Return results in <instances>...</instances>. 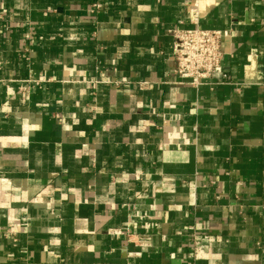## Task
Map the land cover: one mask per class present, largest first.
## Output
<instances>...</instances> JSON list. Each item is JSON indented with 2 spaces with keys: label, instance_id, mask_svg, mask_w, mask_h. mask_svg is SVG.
<instances>
[{
  "label": "crops",
  "instance_id": "crops-1",
  "mask_svg": "<svg viewBox=\"0 0 264 264\" xmlns=\"http://www.w3.org/2000/svg\"><path fill=\"white\" fill-rule=\"evenodd\" d=\"M94 1L0 0V264H264V0L201 1L233 84L198 92L189 0Z\"/></svg>",
  "mask_w": 264,
  "mask_h": 264
},
{
  "label": "built area",
  "instance_id": "built-area-1",
  "mask_svg": "<svg viewBox=\"0 0 264 264\" xmlns=\"http://www.w3.org/2000/svg\"><path fill=\"white\" fill-rule=\"evenodd\" d=\"M201 1L189 0L188 11L194 27L169 30L172 38L171 60L175 83L192 87L196 92L203 87L214 89L218 86L233 84L230 73L223 67L225 56L231 54L229 45L225 43V39L230 38V30L209 29L201 26L199 20L204 15L201 11ZM105 2V0H95L90 6V12L98 11ZM111 70L113 73L117 72L115 67ZM102 73L104 72L100 74ZM98 81L115 86L131 83L115 76H104ZM25 82L27 86L29 84L40 85L45 80L31 79ZM146 84L145 82L139 83V87L142 89ZM203 239L208 240L209 237L203 236ZM149 240V234L139 237V242L144 245H148ZM201 240L202 238L195 237V242H201ZM199 244L194 245V257H199L202 252Z\"/></svg>",
  "mask_w": 264,
  "mask_h": 264
},
{
  "label": "bare ground",
  "instance_id": "bare-ground-1",
  "mask_svg": "<svg viewBox=\"0 0 264 264\" xmlns=\"http://www.w3.org/2000/svg\"><path fill=\"white\" fill-rule=\"evenodd\" d=\"M255 58H253V63L251 66L248 67V73H250L249 75H251L253 73V71L255 70ZM253 75V74H252Z\"/></svg>",
  "mask_w": 264,
  "mask_h": 264
}]
</instances>
